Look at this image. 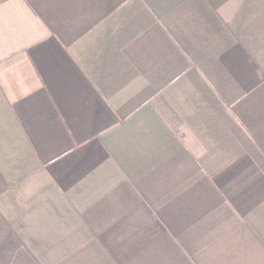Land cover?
<instances>
[{
    "label": "crops",
    "instance_id": "obj_1",
    "mask_svg": "<svg viewBox=\"0 0 264 264\" xmlns=\"http://www.w3.org/2000/svg\"><path fill=\"white\" fill-rule=\"evenodd\" d=\"M0 264H264V0H0Z\"/></svg>",
    "mask_w": 264,
    "mask_h": 264
}]
</instances>
